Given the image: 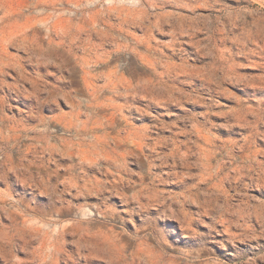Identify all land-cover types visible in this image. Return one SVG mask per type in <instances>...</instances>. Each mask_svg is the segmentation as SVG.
<instances>
[{
	"label": "rangeland",
	"instance_id": "1",
	"mask_svg": "<svg viewBox=\"0 0 264 264\" xmlns=\"http://www.w3.org/2000/svg\"><path fill=\"white\" fill-rule=\"evenodd\" d=\"M0 264H264V0H0Z\"/></svg>",
	"mask_w": 264,
	"mask_h": 264
}]
</instances>
